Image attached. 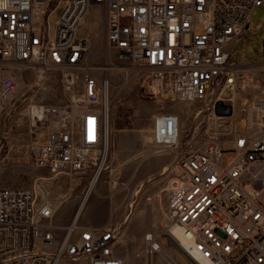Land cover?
Wrapping results in <instances>:
<instances>
[{
  "label": "built area",
  "instance_id": "built-area-1",
  "mask_svg": "<svg viewBox=\"0 0 264 264\" xmlns=\"http://www.w3.org/2000/svg\"><path fill=\"white\" fill-rule=\"evenodd\" d=\"M94 6L105 57L132 72L144 95L204 102L219 115L232 107L230 137L184 146L178 114L154 117L152 147L178 155L165 236L170 242L172 228L180 227L192 246H173L167 264H183L176 250L195 264L198 257L206 264H264V40L256 62L240 63L237 51L264 0H0V113L25 105L28 163L50 171L49 179L100 175L107 165L109 83L97 71L112 66L90 62L84 28ZM55 73L62 101L28 98ZM44 179L33 189L0 186V264H155L154 255L163 253L154 229L142 251L125 259L117 251L119 228L83 225L76 216L56 223V201H68L72 191L56 199Z\"/></svg>",
  "mask_w": 264,
  "mask_h": 264
},
{
  "label": "rangeland",
  "instance_id": "rangeland-1",
  "mask_svg": "<svg viewBox=\"0 0 264 264\" xmlns=\"http://www.w3.org/2000/svg\"><path fill=\"white\" fill-rule=\"evenodd\" d=\"M101 19L100 8L94 6L87 16L84 33L91 42L90 62L98 68L105 61H109L112 66L109 70L97 71L99 77L109 83L107 110L111 136L106 167L98 175L90 192L88 190L94 172L72 178L59 175L56 180L49 179L53 176L50 171L28 163L26 146L29 143V127L26 107L12 103L0 113V186L33 189L39 178H48L44 179V184L52 197L57 199L61 194L72 191L68 201L62 204L56 201V223L69 222L74 218L84 199L86 209L83 219H110L111 214L117 217L120 232L117 251L121 257L129 259L139 254L144 245L145 233L154 229L162 237L165 253L155 254L154 262L167 264L166 257L170 255V248L174 244L166 239L164 224L178 155L156 153L152 147L154 117L159 113L179 115L182 146L190 141L199 142L213 136L230 137L234 129L233 118L230 115L213 114L207 110L204 102L155 100L144 95L140 82L132 72L123 70L121 63L114 57H105L108 53ZM54 21L53 18V25ZM263 40L264 6H261L253 11L250 27L244 31V37L237 44L239 62L253 63L260 60ZM225 96H229V93ZM28 98L62 101L60 74H50L40 83V87L35 86L34 92L28 93ZM236 107L240 108L239 101ZM242 117L239 115L237 119ZM165 168L167 171H164ZM175 256L183 264H195L179 250L175 251Z\"/></svg>",
  "mask_w": 264,
  "mask_h": 264
},
{
  "label": "bare ground",
  "instance_id": "bare-ground-1",
  "mask_svg": "<svg viewBox=\"0 0 264 264\" xmlns=\"http://www.w3.org/2000/svg\"><path fill=\"white\" fill-rule=\"evenodd\" d=\"M103 69H105V68H103ZM107 112H108V110H107ZM108 117H109V115H108ZM164 171H167V168H165ZM98 175L99 174L94 176L93 181L90 183V188H89L88 192H90L91 188L96 183V179H98ZM84 202H85V200L83 199V201H82V203H81V205L79 207V210L77 212L76 217L78 216L80 210H82ZM170 240L174 244V246H177L180 249H182L181 247H183V246L186 247L189 251H191V249H192L191 244L188 242V237L186 236V234L183 232V230L180 227L175 226V227L172 228V233L170 234ZM170 251H172V248L170 249ZM170 253L171 252H169V254ZM163 254L165 255V253H163ZM198 259L200 260V264H206V262L203 259H201L200 257H198ZM198 264H199V262H198Z\"/></svg>",
  "mask_w": 264,
  "mask_h": 264
},
{
  "label": "crops",
  "instance_id": "crops-1",
  "mask_svg": "<svg viewBox=\"0 0 264 264\" xmlns=\"http://www.w3.org/2000/svg\"><path fill=\"white\" fill-rule=\"evenodd\" d=\"M80 207V204L78 206V209ZM82 211L80 210L77 218H78V221L80 224H83V225H88V226H91V227H102V226H105V225H111V226H115L117 228H119V225H118V222H117V217L115 218V215H110V219L108 218H102V219H98V220H95L94 218H86V219H83V214H84V211L86 209V206L85 204L83 205L82 207ZM78 212V210H77ZM77 212L75 214V216L77 215ZM73 216V217H75ZM106 216V215H105ZM112 216H113V219H112ZM74 218H72L69 222H65V223H58L60 225H68L71 223V221L73 220ZM128 220V217L127 219L125 220V222Z\"/></svg>",
  "mask_w": 264,
  "mask_h": 264
},
{
  "label": "water",
  "instance_id": "water-1",
  "mask_svg": "<svg viewBox=\"0 0 264 264\" xmlns=\"http://www.w3.org/2000/svg\"><path fill=\"white\" fill-rule=\"evenodd\" d=\"M221 105H222V103H218V109H219V107H221ZM231 114H232V107L230 106L229 107V112L227 114H225V115H231Z\"/></svg>",
  "mask_w": 264,
  "mask_h": 264
}]
</instances>
